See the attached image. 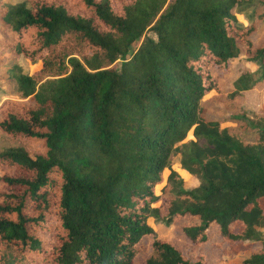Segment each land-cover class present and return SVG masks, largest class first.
Here are the masks:
<instances>
[{
  "label": "trees",
  "instance_id": "16d2710c",
  "mask_svg": "<svg viewBox=\"0 0 264 264\" xmlns=\"http://www.w3.org/2000/svg\"><path fill=\"white\" fill-rule=\"evenodd\" d=\"M263 28L264 0L0 2V98H19L0 137L36 145L0 146V264H206L150 224L186 217L190 244L264 264V111L237 102L264 88ZM239 60L254 68L223 92L211 71ZM175 152L197 182L171 170L158 189Z\"/></svg>",
  "mask_w": 264,
  "mask_h": 264
},
{
  "label": "rangeland",
  "instance_id": "374dc122",
  "mask_svg": "<svg viewBox=\"0 0 264 264\" xmlns=\"http://www.w3.org/2000/svg\"><path fill=\"white\" fill-rule=\"evenodd\" d=\"M25 0H0L1 3H6L9 5H14L19 2H24ZM241 20L240 17H238ZM264 38V28L261 29L257 34L254 35L253 39L255 43L261 41ZM17 65L20 68V71L25 74H29L35 69H37V63H30L26 59L19 57L17 60ZM245 66L252 70L254 66L250 63H241V61H234L229 69L225 71H216L212 69L211 73L215 79V83L217 87L224 91H229L232 86V82L237 77V68ZM0 69V73H1ZM7 83L4 82L3 76L0 75V88L8 89ZM2 99H19L17 95L8 94L2 96ZM237 102L240 103L245 109L247 115L251 118L253 117L260 109L264 111V88L263 89H253L246 90L242 93V95L237 99ZM210 110L207 111V115L210 118L219 119L225 113V109H223L222 101H213L211 103ZM187 136L184 140L188 139ZM21 144L27 147L28 149H35V144H27L24 142H17L12 139H8L5 137H0V146H7L11 144ZM169 168L165 169L162 172L163 182L157 186L160 189L166 183V177L169 171L173 170L183 181L184 186L193 187L197 182V176L194 173H190L186 171L181 163V157L179 152H175L170 159ZM11 173V169L6 167H0V176L2 174ZM0 189L2 186L0 184ZM261 205L264 207V200H261ZM188 218H181L172 223L166 224L160 220H151L150 224L155 233V236L160 240H167L172 244H175L183 253L188 255L191 258H194L196 255H203L206 260V264H242V259L248 255V253L254 248V245H232V246H222L215 247L214 244L205 243L202 246H196L190 244L187 240H185L184 236L180 232V227L187 222ZM240 229L239 226L235 225L232 227L233 231H238ZM141 245L139 246L140 250H143L145 246H147L149 239L145 237L141 240ZM145 255L144 252H141L140 256L136 258L134 264H139L141 262V258Z\"/></svg>",
  "mask_w": 264,
  "mask_h": 264
}]
</instances>
